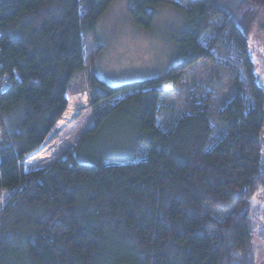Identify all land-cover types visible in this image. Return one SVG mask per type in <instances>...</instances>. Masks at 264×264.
<instances>
[{"label": "trees", "instance_id": "trees-1", "mask_svg": "<svg viewBox=\"0 0 264 264\" xmlns=\"http://www.w3.org/2000/svg\"><path fill=\"white\" fill-rule=\"evenodd\" d=\"M114 1L0 0V264H260L264 83L250 36L264 31V0H133L146 30L161 5L185 11L180 62L165 79L118 87L91 74L94 126L60 159L24 168L67 111ZM199 62L229 73L237 94L219 112L194 99L161 126L158 86Z\"/></svg>", "mask_w": 264, "mask_h": 264}, {"label": "rangeland", "instance_id": "rangeland-1", "mask_svg": "<svg viewBox=\"0 0 264 264\" xmlns=\"http://www.w3.org/2000/svg\"><path fill=\"white\" fill-rule=\"evenodd\" d=\"M132 8L133 0H115L101 16L95 36L88 38L86 42V70L82 73L84 81L76 84V88L88 89L91 72L104 84L113 87L165 79L180 62L177 43L186 27L185 11L170 5H161L155 9L153 27L146 30L134 22ZM250 43L260 80L264 83V31L261 24L254 27ZM98 44L103 51L95 58ZM158 88L163 91L159 122L164 127L173 126L188 113V105L194 99L210 97L212 109L219 112L237 94L232 76L210 62H199L192 66L185 72L179 84L164 81ZM89 92L91 96L90 87ZM74 99L69 100V111L72 112L70 109L76 102L79 106H86V96L75 99L76 102ZM91 111L84 116L90 128L94 126V114ZM79 139L56 153L53 150L54 139L51 140L45 149L26 159L24 168L29 172L53 163L73 150ZM50 152L54 153L51 155ZM28 161L31 162L30 165L26 164ZM206 210L220 221L228 215L227 211L210 205H206ZM258 259L260 264H264V252L261 250L258 252Z\"/></svg>", "mask_w": 264, "mask_h": 264}, {"label": "crops", "instance_id": "crops-1", "mask_svg": "<svg viewBox=\"0 0 264 264\" xmlns=\"http://www.w3.org/2000/svg\"><path fill=\"white\" fill-rule=\"evenodd\" d=\"M84 71L77 73L75 75V77L73 78V80L71 81V85H70V89H69V92L67 94V97H68V106H69L70 98L80 99L83 96H86V99H87L86 106H82V105L79 106V104H77V102L74 99L73 101H75L76 103H74V107L70 109V110H72V112H75L72 121L70 123H68L67 126L65 128H63V129H59L57 127L53 128L54 131L52 130L51 133H55V135H56L55 136L56 139L54 138V142H53V145L55 144L54 145L55 147L53 149V150H55V153H56V151H60L61 148H64V146H66L68 144L70 145L71 142L81 138L82 135L87 130L90 129L87 119L84 118L85 114H87L89 112H92L91 111L92 110V106L90 104L91 96H90V92H89V87H88V89H85V88L83 89L82 87L76 88V84H78L79 82L81 83L82 81H84L82 79V73ZM91 74H92V72L90 73V75ZM85 80H86V78H85ZM67 111H69V108H68ZM67 111H65V114L67 113ZM65 114H63V115H65ZM62 117H64V116H62ZM49 142H51V141H49ZM48 143L44 144L42 150L45 149V146ZM50 153L52 155L54 152H50Z\"/></svg>", "mask_w": 264, "mask_h": 264}, {"label": "bare ground", "instance_id": "bare-ground-1", "mask_svg": "<svg viewBox=\"0 0 264 264\" xmlns=\"http://www.w3.org/2000/svg\"><path fill=\"white\" fill-rule=\"evenodd\" d=\"M75 112H71L69 111L64 117L63 119H61L57 125L55 127L59 128V129H63L67 126L68 123H70L73 119ZM54 131V130H53Z\"/></svg>", "mask_w": 264, "mask_h": 264}, {"label": "built area", "instance_id": "built-area-1", "mask_svg": "<svg viewBox=\"0 0 264 264\" xmlns=\"http://www.w3.org/2000/svg\"><path fill=\"white\" fill-rule=\"evenodd\" d=\"M2 54V50L0 49V56ZM0 67H1V63H0ZM7 87L6 83L2 84V90H5ZM2 112L0 110V149H1V143L2 140L6 138L7 134L2 130L1 125H2ZM25 163V162H24ZM3 208H0V212L2 211Z\"/></svg>", "mask_w": 264, "mask_h": 264}, {"label": "water", "instance_id": "water-1", "mask_svg": "<svg viewBox=\"0 0 264 264\" xmlns=\"http://www.w3.org/2000/svg\"><path fill=\"white\" fill-rule=\"evenodd\" d=\"M55 136H56L55 133H51L49 135V137L47 138L46 143H48L49 141L53 140L55 138Z\"/></svg>", "mask_w": 264, "mask_h": 264}]
</instances>
